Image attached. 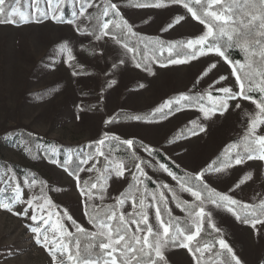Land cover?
Masks as SVG:
<instances>
[{"label":"snow or ice","instance_id":"1","mask_svg":"<svg viewBox=\"0 0 264 264\" xmlns=\"http://www.w3.org/2000/svg\"><path fill=\"white\" fill-rule=\"evenodd\" d=\"M21 3L22 0H0V25L18 26L43 19L68 23L74 26L77 35L100 42L99 54L102 57L106 51H111L109 70L112 74L129 63L150 72L153 65H184L212 54L230 66L229 75L234 78L235 87H217L221 81L228 79L219 75L208 85L206 92H180L163 100L146 114L152 121L140 115L132 117L135 121L151 123L183 110H194L199 115L190 120L177 137V140H182L187 138L185 132L190 136L203 132L204 128L199 123L201 119L224 114L230 109V102L237 99L251 101L256 112L243 130L242 144L230 142L214 160L192 172H180L175 161L162 157L161 153L143 141L121 139L109 131H104L99 139L82 145L50 144L45 151L52 164L75 178L84 201L83 215L93 231L77 223L67 210L53 211L56 206L44 193L43 182H40L37 193L25 199L21 181L11 171L6 173V177H0V184L4 185L0 187V193L11 188L14 195L0 200V209L35 222L34 226H30V231L35 243L48 250L52 264H168L165 250L170 246L187 249L194 264H203L205 253H208L210 260L216 257L212 264H241L216 226L213 214L218 210L223 211L235 221L259 231V228H264V200L258 204L245 203L230 194L233 188L223 192L212 185L219 181L220 174L235 166L251 160L264 161V134L260 131L264 128V0H168L169 4L181 6L186 11L169 23L167 28H162V33L189 15L202 26L199 35L181 41L148 39L137 33L124 18L118 2L113 0H23V7ZM67 6L72 8L70 17L64 13ZM166 6L164 0L137 5ZM57 48L59 54L66 57L63 62L74 69L72 75H82V71L75 70L82 66L78 65L70 42L63 41ZM233 51L242 54L241 58L230 59ZM218 63L219 60L208 63L197 77L193 89L217 68ZM115 83L114 79L110 83L105 81L109 87ZM235 107L239 109L241 106L236 104ZM105 123L114 125L118 121L108 119ZM13 135L15 133L10 131L5 138L11 139ZM113 145H116V152L122 148L124 154L134 160L132 169L126 166V160L116 158ZM141 152L149 159H144ZM157 157L161 159L156 160ZM102 161L103 166L98 169L97 165ZM154 162L175 186L156 183L149 189L148 185L153 180L145 169L152 168ZM84 172L101 176L106 174L108 177H124L125 172H130L133 191L121 193L115 203L105 209L103 203L94 204L93 201L99 199L102 202L105 199L106 187L100 179L93 181L90 177L82 181L80 174ZM247 178L241 179L234 188H239ZM23 184L31 190L37 187V180L35 177H25ZM177 191L188 194L191 199H181ZM170 200L176 209L184 213L182 217L174 215L173 208L169 207ZM129 203L132 211L126 212L125 205ZM17 205L21 206L19 212L14 210ZM150 209L153 210L154 223L150 222ZM65 221L71 222L75 232L69 231ZM204 232H215L218 238L211 244L201 243ZM79 237H87L91 243L82 248Z\"/></svg>","mask_w":264,"mask_h":264},{"label":"rangeland","instance_id":"2","mask_svg":"<svg viewBox=\"0 0 264 264\" xmlns=\"http://www.w3.org/2000/svg\"><path fill=\"white\" fill-rule=\"evenodd\" d=\"M115 1L122 3L119 6L124 18L141 35L188 39L202 31V26L189 15L184 21L162 33V28H167L169 23L186 11L181 6L169 4L168 0H164L167 6L160 8L137 7L139 4H154L156 0ZM71 11V6L64 7L66 17H70ZM63 41L70 42L74 47L77 63L82 66L75 70L82 71V75H72L74 69L63 62L66 57H62L57 48ZM90 41L94 40L77 35L74 26L51 19L18 26L0 25V177H6V173L11 171L21 181L24 198L27 199L39 191V186L29 190L23 184L24 177L12 169L11 165L16 170L29 168L43 179V191L56 206L53 211L67 210L77 223L93 231L92 225L83 215L84 201L76 187L75 178L41 156L29 157L24 144L18 138L20 132L35 134L55 146H76L99 139L104 131H109L116 133L121 139L134 138L143 141L160 150L182 169L192 172L212 161L230 142L242 144L243 130L247 121L255 115L256 109L251 101L237 99L230 102V109L224 114L201 119L199 123L204 128L203 132L195 136L185 134L187 138L182 140H177V137L185 130L188 122L199 115L194 110H183L167 119H157L151 123L135 121L132 118L118 121L115 116L119 111H127L152 121L146 114L153 111L163 100L180 92H206L208 85L219 75L228 79L221 81L217 87H235L234 78L229 75L231 68L212 54L184 65H153L150 72H144L129 63L112 74L109 70L111 51H106L104 57L100 54L93 55ZM96 43L100 51V42ZM217 60V68L193 89L192 86L202 70L209 62ZM113 79L116 80L114 85L109 87L105 84L106 80L110 83ZM236 104L241 107L236 108ZM108 119H114L118 123L108 125L105 123ZM10 131L15 135L6 139L5 135ZM260 131L264 134V128ZM140 155L149 159L142 152ZM133 165L134 161L128 168L132 169ZM145 171L152 177L153 183L175 186L170 177L159 171L155 162L152 168H146ZM94 174L81 173V180ZM245 177L248 178L244 179L240 187L234 188ZM3 186L0 184V187ZM212 186L223 192L233 188L230 194L235 199L258 204L264 200V161L251 160L235 166L234 169L220 174L219 181ZM129 191H133L130 172H125L124 177L107 176L105 199L102 202L97 199L93 203H115L121 193ZM179 194L184 200L191 199L186 193ZM13 195L9 188L8 191L0 193V200ZM169 207L173 208L175 216L184 215L174 207L171 200ZM14 210L21 211V206L17 205ZM125 211H132L131 203L125 205ZM149 212L150 222L154 223L153 210L150 209ZM213 216L216 226L241 260V264H264V228L257 231L249 225L235 221L230 214L220 210ZM65 223L69 231L74 230L70 221ZM34 224L27 217L0 209V264H52L48 250L35 243L30 231V226ZM217 238L215 232H204L201 243L211 244ZM165 255L168 264H194L190 253L182 247L170 246L165 250ZM207 258L208 253H205L203 259Z\"/></svg>","mask_w":264,"mask_h":264},{"label":"trees","instance_id":"3","mask_svg":"<svg viewBox=\"0 0 264 264\" xmlns=\"http://www.w3.org/2000/svg\"><path fill=\"white\" fill-rule=\"evenodd\" d=\"M147 2H151L152 0H146ZM113 2H116L115 0H113ZM132 4L134 2H131ZM118 4H122L121 2H118ZM23 7V6H21ZM148 39H156V38H160V37H148V36H145V35H142ZM163 39V38H162ZM166 41H181V40H186L185 37H181V38H176V39H164ZM90 46H91V50L93 52L96 53V56H99V49H98V44L95 42V41H90ZM241 55L240 53H237L236 51H233L230 55V59H240L241 58ZM256 98H258V95H256ZM134 116V114L130 113V112H127V111H119L115 118L118 120V121H125L126 119H131L132 117ZM187 134V133H185ZM18 138L20 139V141L24 144L25 146V149L27 151V154L29 157H43L44 159H46L47 161H51V158L48 156L47 152L45 151V149L50 145V142L46 141V140H43L41 139L40 137L38 136H32L26 132H20V134H18ZM159 153H161V156L162 157H166L160 150H157ZM113 153L114 155L116 156V158L118 160H126V166L129 167L131 162H133L134 160H132L131 158L127 157L125 154H124V151L123 149L121 148L119 152H116V146H113ZM217 157V156H216ZM215 157V158H216ZM62 158V157H61ZM213 158V160L215 159ZM161 157H157L156 160H160ZM103 166V161L101 162V164H98L97 165V168H101ZM171 167V165H169ZM11 168L12 169H15V171L22 177H28V178H31V177H35L36 180H37V185L39 186L40 185V182H43V179L41 178L40 175H38L37 173L33 172L32 170H30L29 168L26 169V168H22V169H19V170H16L15 166H12L11 165ZM180 172H184L186 170L182 169L180 166ZM175 170V169H174ZM189 172V171H187ZM73 177V176H72ZM91 179L93 181L97 180V179H100L102 180L104 186L106 187L107 185V176L106 175H98V173H95L94 175L90 176ZM89 177V178H90ZM74 178V177H73ZM89 178H87L86 180H88ZM44 185V184H43ZM155 186V183H150L148 185L149 189H152L153 187ZM177 195L183 199L180 194H179V191H177ZM184 200V199H183ZM112 204L114 203H108V204H104L103 205L105 206V209L108 207V206H111ZM103 211V209H102ZM87 218V217H86ZM72 232H75V229L72 231ZM80 241H81V246L82 248L85 247L87 244L91 243V241L87 238V237H79ZM224 256L226 257L227 254L225 253ZM216 257H212V260H215ZM212 260L209 259V255H208V258L207 259H203V264H210L212 262Z\"/></svg>","mask_w":264,"mask_h":264}]
</instances>
